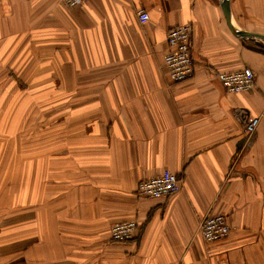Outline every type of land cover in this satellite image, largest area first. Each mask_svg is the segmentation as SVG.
<instances>
[{"label": "crops", "instance_id": "obj_1", "mask_svg": "<svg viewBox=\"0 0 264 264\" xmlns=\"http://www.w3.org/2000/svg\"><path fill=\"white\" fill-rule=\"evenodd\" d=\"M263 22L264 0H0V168L12 69L20 79L32 64L36 87L66 92L49 161L36 147L33 193L0 195V264H264V51L248 40L264 41L240 36H264ZM179 24L194 73L173 82L165 37ZM245 67L253 88L228 92L217 74ZM163 170L179 191L137 195ZM208 215L227 236L204 241ZM132 219L134 238L111 241V224Z\"/></svg>", "mask_w": 264, "mask_h": 264}, {"label": "rangeland", "instance_id": "obj_2", "mask_svg": "<svg viewBox=\"0 0 264 264\" xmlns=\"http://www.w3.org/2000/svg\"><path fill=\"white\" fill-rule=\"evenodd\" d=\"M258 27V26H255ZM264 30V22L261 27ZM260 35H264V32ZM251 45L264 51V42L260 40H248ZM31 62V58L27 59ZM18 68L15 66L11 73V120L10 133L11 144L10 153L6 154L4 167L0 168V195L6 193L10 188L15 193L24 185L28 189V194L34 191V177L36 172V147L43 146L42 160L49 161L52 124L55 128L60 127L57 118L66 113L65 105L66 92L56 89H39L38 85L46 83L36 75V69L31 64L28 65L26 74L18 77ZM37 76V78H36ZM43 79L45 76L42 77ZM21 90H18V88ZM57 103H60L57 105ZM53 114V116H51ZM59 131H62L61 128ZM25 145L27 152L22 155L17 148ZM48 152V153H45ZM40 157L37 158L39 161ZM25 162V163H24ZM2 164V165H3ZM47 171H50L47 169ZM10 179L9 184L6 183ZM4 182V184H3ZM33 196V194H32ZM123 242V241H122Z\"/></svg>", "mask_w": 264, "mask_h": 264}, {"label": "built area", "instance_id": "obj_3", "mask_svg": "<svg viewBox=\"0 0 264 264\" xmlns=\"http://www.w3.org/2000/svg\"><path fill=\"white\" fill-rule=\"evenodd\" d=\"M86 0H60L65 6L73 7L81 5ZM147 15L143 14L140 21L143 23ZM192 29L189 24H179L168 29L165 37L167 52L165 53L163 66L168 70L171 81L180 82L190 78L194 73L193 57L189 38ZM217 77L222 86L228 92L248 91L254 86V77L250 68L240 70L219 72ZM258 124L257 117H250L245 122V130L254 132ZM181 181L178 176L163 170L159 174L143 179L139 182L136 193L141 197L160 198L179 191ZM137 220L115 221L109 229L110 240L115 242L131 240L137 231ZM198 230L206 242L225 237L230 231L223 215H208L202 218L198 224Z\"/></svg>", "mask_w": 264, "mask_h": 264}, {"label": "water", "instance_id": "obj_4", "mask_svg": "<svg viewBox=\"0 0 264 264\" xmlns=\"http://www.w3.org/2000/svg\"><path fill=\"white\" fill-rule=\"evenodd\" d=\"M227 19H228V17H227ZM228 23H229V25L231 26L229 20H228ZM231 28H232V26H231ZM233 33H235V35L239 36V35L236 33L235 30H233ZM240 36H242V38L261 39V40L264 41V36H257V35H252V34H244V35H240Z\"/></svg>", "mask_w": 264, "mask_h": 264}, {"label": "trees", "instance_id": "obj_5", "mask_svg": "<svg viewBox=\"0 0 264 264\" xmlns=\"http://www.w3.org/2000/svg\"><path fill=\"white\" fill-rule=\"evenodd\" d=\"M263 51V50H262Z\"/></svg>", "mask_w": 264, "mask_h": 264}]
</instances>
